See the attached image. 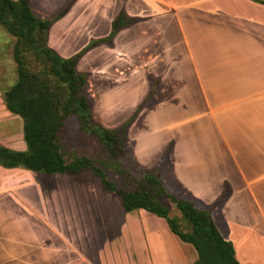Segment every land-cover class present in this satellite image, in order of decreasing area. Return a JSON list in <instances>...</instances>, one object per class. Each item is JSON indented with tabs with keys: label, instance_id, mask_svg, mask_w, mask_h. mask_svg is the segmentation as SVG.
Returning a JSON list of instances; mask_svg holds the SVG:
<instances>
[{
	"label": "crops",
	"instance_id": "crops-1",
	"mask_svg": "<svg viewBox=\"0 0 264 264\" xmlns=\"http://www.w3.org/2000/svg\"><path fill=\"white\" fill-rule=\"evenodd\" d=\"M28 4L31 10V0ZM63 7L46 34V45L63 57L106 35L120 9L134 18L110 45H95L76 62L87 74L92 118L105 128L119 125L156 79L155 102L142 106L126 131L133 162L142 169L156 167L169 145L160 169L167 168L174 193L211 206L215 225L240 264H264V0H60L37 14L49 18ZM88 17L103 21L77 38L74 23ZM3 37L0 86L7 87L15 80V65ZM111 90L122 91L117 118L106 107L96 108L101 94ZM19 169L0 167V172ZM27 177V185L0 180V264H192L195 259L191 245L172 234L161 217L141 209L124 212L116 197L80 199L70 188V197L47 199ZM55 187L67 194L62 185ZM25 188H34L37 206ZM224 188L228 197L214 205Z\"/></svg>",
	"mask_w": 264,
	"mask_h": 264
},
{
	"label": "trees",
	"instance_id": "trees-1",
	"mask_svg": "<svg viewBox=\"0 0 264 264\" xmlns=\"http://www.w3.org/2000/svg\"><path fill=\"white\" fill-rule=\"evenodd\" d=\"M65 9L49 18H39L30 10L28 0H0V27L13 37L11 58L15 65V80L0 91V98L6 111L20 118L24 146L15 149L0 143V167L69 177L87 170L97 177L102 189L118 199L124 212L141 209L163 218L169 231L193 248L192 264H240L231 242L218 231L210 209L195 208L188 199L167 191L162 184L157 171L167 163L169 145L160 163L151 169L137 167L130 157L126 131L155 93L156 79L150 80L148 93L118 126L105 128L92 118L87 74L76 69V62L91 47L110 45L113 35L133 23L134 18L120 9L106 35L89 39L75 53L63 57L46 45V34ZM71 117L78 130L93 139L98 157L65 146L61 131ZM111 173L120 177L121 184L109 176ZM36 183L46 190L41 182ZM225 197L224 191L214 205H220ZM166 202L172 205L174 214H170Z\"/></svg>",
	"mask_w": 264,
	"mask_h": 264
},
{
	"label": "rangeland",
	"instance_id": "rangeland-1",
	"mask_svg": "<svg viewBox=\"0 0 264 264\" xmlns=\"http://www.w3.org/2000/svg\"><path fill=\"white\" fill-rule=\"evenodd\" d=\"M59 1L60 0H58V1H56V0H31V11L33 12L34 15L39 17L37 13L48 12ZM98 1L101 2L102 0H98ZM91 12L93 14H96V10H92ZM45 18H48V17H45ZM94 21H96L98 23H93ZM102 21L103 20L99 19V17H96L92 20L90 17H88L87 19L83 18L80 21L77 20L74 23V25H76L75 26L76 31H73V33L75 34V36H77V38H81L82 34H87L93 26L101 24ZM0 35H2L4 37L7 36L8 38H12L10 35L5 33V31L2 29V27H0ZM4 37H3V43H4L3 47L5 49H7V53H9V52L11 53V44H12L11 41H12V39H8V41H6L4 39ZM7 55H9V54H7ZM103 65H107V63H104ZM12 72H13V69L11 70V73ZM14 74H15V71H14ZM9 77H10V73H9ZM113 81L119 82L121 80L115 79ZM9 82H11L10 78L7 80V83H9ZM5 86L6 85L0 86V91L2 90L1 88H3V87L5 88ZM109 92H110L109 94H101V99L100 98L97 99L96 108L101 109L102 106L106 107V111L108 112V114L112 118H117L119 115L122 114V91L111 90ZM154 99H155V96L153 94V96L151 97L150 101L146 104V106L152 105L155 102ZM90 102H91V100H90ZM100 113L101 112H99V111L98 112L95 111L96 116H97V114L99 115ZM61 136H62V139L64 141L65 146L68 149L77 150L78 152H83V153H86V154L93 156V157L99 156V151L96 147L95 142L93 141V139L87 137L86 135H84L83 133H81L78 130L76 120L73 117L69 118L66 121L65 127L61 131ZM0 143L5 145V146L15 148V149H19V148L22 149L24 147L23 141L21 138V121H20V118L16 115H12L8 111H6V109L4 108V106L2 104L1 98H0ZM128 150L130 152L129 145H128ZM130 157L132 158L131 153H130ZM21 170H23V169H19V171H13V172H0V180L2 181V179H3V180H7V182H10V183L11 182L20 183V184L24 183L25 185H27L26 184L28 182L27 176L30 175L31 181L41 182L42 185L46 187L45 195H46L47 199H55L58 197H60V198L61 197H63V198L70 197V193H71L70 189H72L73 196L78 197L80 199L81 198H83V199L87 198V195L90 197V196H92V194L95 195L94 199H96L97 202L100 201L98 199H105V200H114L115 199L114 195L104 194V192L99 188L100 185H99L97 177L93 173H91L87 170L80 172L77 177H69L66 174L65 175L46 176L43 174H29L28 173V175H27V173H25L23 171H22L23 172L22 173ZM157 172H158V176H159L162 184L164 185L165 189L171 193H174L175 189H173V182L169 178L167 168H165V167L161 168V169L159 168ZM109 176L113 177L118 184H121V180H120L119 176L114 175L112 173L109 174ZM55 183L59 184V186L62 185V187L64 189L66 188L67 194L61 193L60 188H59V190L56 187L54 189ZM6 187H8V186H6ZM127 187H128V185H127ZM24 191L25 192H23V193L25 194V196L28 195V197H30V199L34 203H37L36 202L37 196L35 194L34 188H25ZM224 191L226 193V197L222 200V203L228 197V192H229L227 188L226 189L224 188V190L221 192L220 197H223ZM100 193H103V196ZM174 194L179 196V197L188 199L193 204V206L195 208L210 209V211L212 212V208L209 205L203 206L202 204H200V202L198 203L195 200H191L184 195L180 196L179 194H176V193H174ZM38 204H39V202L36 204V206ZM166 204H168V206L170 207V214H174L175 211H174L172 205L169 204L168 202H166Z\"/></svg>",
	"mask_w": 264,
	"mask_h": 264
}]
</instances>
